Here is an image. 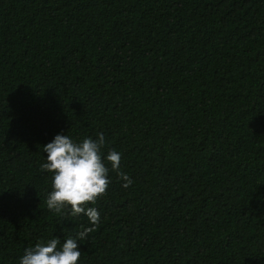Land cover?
<instances>
[{
    "label": "trees",
    "instance_id": "16d2710c",
    "mask_svg": "<svg viewBox=\"0 0 264 264\" xmlns=\"http://www.w3.org/2000/svg\"><path fill=\"white\" fill-rule=\"evenodd\" d=\"M100 133L78 264H264V0H0V264L92 227L41 164Z\"/></svg>",
    "mask_w": 264,
    "mask_h": 264
},
{
    "label": "clouds",
    "instance_id": "9594fccd",
    "mask_svg": "<svg viewBox=\"0 0 264 264\" xmlns=\"http://www.w3.org/2000/svg\"><path fill=\"white\" fill-rule=\"evenodd\" d=\"M104 145L103 133L97 139L87 137L79 142L67 134H57L44 145L47 162L41 164V171L53 174L52 190L46 200L49 210L61 214L63 210L70 209L71 217L86 215L92 227L81 225L82 230L76 237H66L62 246H59L60 237L56 236L27 248L20 264H78L82 254L78 242L88 240L89 234L100 223V212L89 205L96 204L98 198L107 193L111 183L110 170L102 152ZM106 160L111 163V170L125 181L123 187H129L131 178L120 170L122 154L111 149Z\"/></svg>",
    "mask_w": 264,
    "mask_h": 264
}]
</instances>
